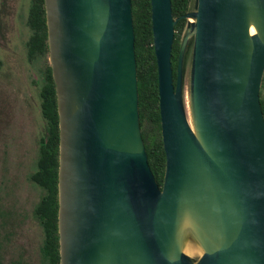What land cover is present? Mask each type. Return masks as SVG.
I'll list each match as a JSON object with an SVG mask.
<instances>
[{
    "label": "water",
    "instance_id": "1",
    "mask_svg": "<svg viewBox=\"0 0 264 264\" xmlns=\"http://www.w3.org/2000/svg\"><path fill=\"white\" fill-rule=\"evenodd\" d=\"M150 2L161 186L141 135L131 0H44L59 264H264V0H194L175 80L178 19L171 0Z\"/></svg>",
    "mask_w": 264,
    "mask_h": 264
},
{
    "label": "rangeland",
    "instance_id": "2",
    "mask_svg": "<svg viewBox=\"0 0 264 264\" xmlns=\"http://www.w3.org/2000/svg\"><path fill=\"white\" fill-rule=\"evenodd\" d=\"M29 1L0 0V190L6 188L10 200L8 204H1L0 264H40V229L32 214L38 194L29 176L37 156L38 137L43 130L38 83L40 68L48 62V56L33 62L27 57ZM193 3L194 0L190 10ZM190 49L189 46L184 64L183 91L191 123ZM261 93L264 98V82Z\"/></svg>",
    "mask_w": 264,
    "mask_h": 264
},
{
    "label": "trees",
    "instance_id": "3",
    "mask_svg": "<svg viewBox=\"0 0 264 264\" xmlns=\"http://www.w3.org/2000/svg\"><path fill=\"white\" fill-rule=\"evenodd\" d=\"M192 0H171V12L178 19L174 26L172 43V70L176 77L179 46L185 31L187 19L183 17L190 10ZM134 27V49L137 69V90L139 121L142 139L147 152V161L158 185H162L165 170V152L161 139V119L159 112L157 61L153 47L150 0H131ZM26 24L30 35L26 42L29 61L47 58V29L45 23L44 0H30ZM2 61L0 60V69ZM39 113L43 130L37 141V156L29 176L38 199L32 214L40 229V264H59V241L57 231V172L59 127L55 85L49 62L40 68ZM260 88V104L264 115V98ZM7 189L0 190L1 204L10 202Z\"/></svg>",
    "mask_w": 264,
    "mask_h": 264
},
{
    "label": "bare ground",
    "instance_id": "4",
    "mask_svg": "<svg viewBox=\"0 0 264 264\" xmlns=\"http://www.w3.org/2000/svg\"><path fill=\"white\" fill-rule=\"evenodd\" d=\"M254 32H255L254 28L251 27L250 33L252 34ZM184 94H185V91H184ZM185 97H186V95H185ZM182 250L184 251V253H186L187 255H189V256H191L193 258L195 256L198 257V256H200L203 253L202 248L198 244L190 241L189 239H185L183 247H182Z\"/></svg>",
    "mask_w": 264,
    "mask_h": 264
},
{
    "label": "flooded vegetation",
    "instance_id": "5",
    "mask_svg": "<svg viewBox=\"0 0 264 264\" xmlns=\"http://www.w3.org/2000/svg\"><path fill=\"white\" fill-rule=\"evenodd\" d=\"M29 4H30V1H29ZM28 9H29V6H28Z\"/></svg>",
    "mask_w": 264,
    "mask_h": 264
}]
</instances>
